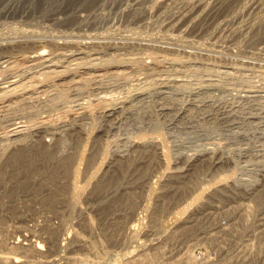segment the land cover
<instances>
[{"label":"rangeland","instance_id":"374dc122","mask_svg":"<svg viewBox=\"0 0 264 264\" xmlns=\"http://www.w3.org/2000/svg\"><path fill=\"white\" fill-rule=\"evenodd\" d=\"M11 1L0 0V264H264V173L237 151L247 147V159L264 160L248 147L264 142V126L247 133L209 118L205 127L218 130L174 134L164 123L153 131L147 124L99 117L103 104L156 84L133 80L151 69L176 75L188 88L226 87L224 102L252 111L257 104L238 102L236 90L264 87V10L244 7L249 0H203L211 5L181 33L167 23L182 0H164L163 12L148 0ZM38 48L47 53L37 56ZM93 83L104 88L92 91ZM49 102L53 107H45ZM83 113L88 121L75 122ZM6 116H22L25 130L9 132L2 123ZM64 120L76 123L75 129L39 134L31 128ZM14 137L20 139L9 142ZM185 140L200 146L177 147ZM205 145H211L208 154ZM36 148L50 158L30 164L40 171L28 179L29 166L12 157ZM57 157L69 160L65 177L53 170ZM46 176L53 179L49 184ZM61 185L66 191L58 199ZM61 232L64 239L54 245ZM57 252L62 260H54Z\"/></svg>","mask_w":264,"mask_h":264},{"label":"bare ground","instance_id":"6f19581e","mask_svg":"<svg viewBox=\"0 0 264 264\" xmlns=\"http://www.w3.org/2000/svg\"><path fill=\"white\" fill-rule=\"evenodd\" d=\"M2 1V0H1ZM6 1V0H5ZM14 1V0H13ZM11 1V2H13ZM16 1V0H15ZM20 1V0H19ZM29 1V0H28ZM56 1V0H55ZM63 1V0H62ZM169 1V0H168ZM174 1H178L179 0H174ZM174 1L173 4L175 3ZM209 1V0H207ZM214 3H216L218 1L217 4H219L221 1L223 0H212ZM227 1V0H226ZM235 1V0H234ZM58 2V1H57ZM182 3V5H177L174 4L177 8L178 6L180 7L177 11L176 9V13H174L170 20H168V27L172 26V29L176 28L178 31H182L181 33H183V31L185 30H188V26L190 25V22L192 21V23L194 22L193 21V18L196 16L197 19H198V15L201 14L202 11L204 10H207L206 7L207 6H210V5H207V3L203 0H182L180 1ZM211 2V0H210ZM8 3V1H7ZM56 3V2H55ZM143 3V2H142ZM148 3H149V6H153V8H155L156 10H159L160 12L162 10L160 9H163L164 11V8L167 7V3L166 1L164 0H148ZM181 3H178V4H181ZM170 4V3H168ZM225 4V3H224ZM243 4V3H242ZM144 5V4H143ZM207 5V6H206ZM213 5V4H212ZM215 5V4H214ZM246 5V4H245ZM144 6H147L144 5ZM169 6V5H168ZM172 6V5H171ZM56 7V6H55ZM60 7V6H58ZM141 7H142V4H141ZM175 7V8H176ZM244 7H251V8H254L256 10H258V12L262 9V11L264 10V0H249V3H248V6H244ZM148 9V7H146ZM145 8V9H146ZM151 8V7H150ZM149 8V9H150ZM152 8V9H153ZM174 7H172L173 9ZM174 8V10H175ZM210 8V7H209ZM61 9V8H60ZM146 9V10H147ZM154 9V10H155ZM171 9V10H172ZM240 9V8H238ZM80 10V9H79ZM141 10V8H140ZM139 10V11H140ZM151 10V9H150ZM149 10V12H151ZM168 10V9H167ZM245 10V8H244ZM75 11V9H74ZM77 11V10H76ZM162 11V12H163ZM170 11V10H169ZM144 12V11H143ZM207 12V11H206ZM205 12V13H206ZM224 12V11H223ZM228 12V11H226ZM255 12V11H254ZM257 12V11H256ZM255 12V13H256ZM261 12V11H260ZM147 13V12H146ZM204 13V12H203ZM214 13V12H213ZM264 13V12H263ZM53 14V13H51ZM143 14V13H142ZM150 14V13H149ZM154 14V13H153ZM169 14V13H168ZM259 14V13H258ZM67 15V14H66ZM81 15H82V12H81ZM139 15V14H138ZM141 15V14H140ZM164 15V14H163ZM221 15V14H220ZM260 15V14H259ZM257 15V16H259ZM151 16V15H149ZM207 16V14H206ZM264 16V15H262ZM80 17V16H79ZM159 17V16H158ZM195 17V18H196ZM200 17V15H199ZM202 17V16H201ZM213 17V16H212ZM160 18V17H159ZM210 18V17H208ZM57 19V18H56ZM59 19V18H58ZM151 19V18H150ZM256 19V18H255ZM62 20V18H61ZM162 20V19H161ZM195 20V19H194ZM199 20V19H198ZM207 20V19H206ZM223 20V18H222ZM221 20V21H222ZM245 20V19H244ZM259 20V19H258ZM165 21V20H164ZM167 21V20H166ZM202 21V20H201ZM212 21V20H211ZM224 21V20H223ZM222 21V23H223ZM238 21V20H237ZM252 21V20H251ZM153 22V21H152ZM156 22V21H155ZM161 23V22H160ZM206 23V22H205ZM219 23V22H218ZM216 22V24H218ZM254 23V22H253ZM258 23V22H257ZM157 24V23H156ZM155 24V25H156ZM163 24V22H162ZM165 24V25H167ZM194 24V23H193ZM201 24V23H200ZM220 24V23H219ZM218 24V25H219ZM236 24V23H235ZM241 24V23H240ZM247 24V23H246ZM239 25V23H238ZM258 25V24H257ZM262 25V24H261ZM252 26V25H250ZM199 27V26H198ZM260 27V26H259ZM127 28V27H126ZM157 28V27H156ZM200 28V27H199ZM215 28V26H214ZM241 27H239L240 29ZM255 28V27H254ZM201 29V28H200ZM251 29V28H250ZM129 30V29H128ZM128 30L126 32H128ZM175 30V31H177ZM193 30V29H192ZM197 30V29H196ZM229 30V29H228ZM237 30V29H236ZM235 30V32H236ZM136 31V30H135ZM154 31V30H153ZM177 31V32H178ZM195 31V30H194ZM193 31V32H194ZM198 31V30H197ZM196 31V32H197ZM125 32V33H126ZM217 32V30H216ZM245 32V31H243ZM249 31H247L248 33ZM31 33V32H30ZM156 33H158L156 31ZM168 33V31H167ZM208 33V32H207ZM211 33V32H210ZM237 33V32H236ZM251 33V32H250ZM123 34V33H122ZM128 34V33H127ZM131 34V33H130ZM164 34V33H163ZM178 34V33H177ZM235 34V33H234ZM124 35V34H123ZM126 35V34H125ZM137 35V34H136ZM157 35V34H156ZM161 35V34H160ZM174 35V34H173ZM172 35V36H173ZM180 35V34H179ZM227 35V34H226ZM264 35V34H263ZM33 36V35H32ZM79 36V35H78ZM122 36V35H121ZM170 36V35H169ZM178 36V35H177ZM186 36V35H185ZM210 36V35H209ZM140 37V36H138ZM148 37V36H147ZM171 37V36H170ZM180 37V36H179ZM211 37V36H210ZM256 37V36H255ZM73 38V37H72ZM172 38V37H171ZM170 38V39H171ZM175 38V36L173 37ZM191 38V37H190ZM189 38V39H190ZM224 38V37H223ZM68 39V38H67ZM70 39V38H69ZM120 39V38H119ZM130 39V38H129ZM139 39V38H137ZM166 39V38H165ZM164 39V40H165ZM179 39V38H178ZM208 39V38H207ZM240 39V38H239ZM246 39V37H245ZM253 39V38H252ZM258 39V38H257ZM76 40V39H75ZM173 40H176V39H173ZM172 40V42H173ZM183 40V39H182ZM219 40V39H218ZM228 40V39H227ZM243 40V39H242ZM250 40V39H249ZM132 41V40H131ZM130 41V42H131ZM134 41V40H133ZM136 41V40H135ZM169 41V40H168ZM178 40H176L177 42ZM181 41V39H180ZM247 41V40H246ZM74 42V41H73ZM125 42V41H124ZM129 42V43H130ZM166 42V40H165ZM179 42V41H178ZM77 43V42H76ZM6 44V43H5ZM175 44V43H174ZM194 44V43H193ZM220 44V43H219ZM218 44V45H219ZM249 44V43H248ZM53 45V44H52ZM124 45V44H123ZM183 45V44H182ZM211 45V43H210ZM178 46V45H177ZM195 46V45H194ZM180 47V46H179ZM111 48V47H110ZM183 48V47H182ZM198 49V48H197ZM202 49V48H201ZM207 49V48H206ZM209 49V48H208ZM219 49V48H218ZM12 50V49H11ZM70 50V49H69ZM184 50V49H183ZM218 51V50H217ZM47 53L45 51L44 48H38L37 50V56H41L42 55L44 56V54ZM73 53V52H72ZM32 55V54H31ZM50 56V55H49ZM28 57V56H27ZM36 62V61H35ZM122 62V61H121ZM122 65V64H121ZM146 65V64H145ZM123 67V66H122ZM51 68V67H50ZM48 69V68H47ZM106 70V68H105ZM165 70H167V68H165ZM173 70V69H172ZM136 74V73H135ZM176 74V73H175ZM181 74V73H180ZM183 74V73H182ZM112 75V74H111ZM60 76V75H59ZM179 77H176V75L174 76V74H171L169 72H166V71H161V70H154V69H151V70H146L142 73H139L137 76H135L133 78V80L138 81H146V80H156V84L154 85H150L149 87H146V88H140V89H136L134 91H132L128 96H125L123 98H120L118 99L114 104H103V106L100 108V111H99V117L103 119V121H107L113 117H118L120 120H123V121H130L132 123H134L135 125H138V124H147L149 127H151L154 131L155 128H158L160 123H164V124H167L168 127H172L171 128V132L172 133H194V134H200V133H206V131H208V129L213 132V131H216L218 130V126L215 125V124H212L210 126L207 125V127H205V123L204 121H208L209 118L213 119V120H217L219 119L222 123H224V125L228 128V130H232V129H241L243 132H247L252 130V129H257V127L259 128L262 127L264 125H262L264 123V104H260L259 103V100H262L264 102V87L263 86H247V85H243L242 87H240L239 89L236 90V97L238 100V102H241V101H244V103H248L249 102H252L254 101V103H256L257 107L259 106L260 110L257 111V107L256 108H253L252 111H251V106L249 107L248 106V109H244V108H241L243 106H235L233 104L235 103H229V102H224L222 99V95L224 93H226V91L228 90V88L226 89V87H216L215 85H211V84H207L206 86H199V87H192V88H188L186 87L184 84L180 83L179 82ZM60 79V78H59ZM65 79V78H64ZM95 79V78H94ZM109 79H110V76H109ZM121 79V78H120ZM187 79V78H186ZM230 79V78H229ZM109 81V80H108ZM220 81V80H219ZM236 81V80H235ZM13 82V81H12ZM15 82V81H14ZM57 82V81H56ZM225 82V81H224ZM246 82V81H245ZM97 83V82H96ZM118 83V81H117ZM15 84V83H14ZM137 84V83H136ZM139 84V83H138ZM137 84V85H138ZM142 84V83H141ZM146 84V83H145ZM191 84V83H190ZM189 84V85H190ZM107 85V84H106ZM118 85V84H116ZM147 85V84H146ZM8 86V85H7ZM129 86V85H128ZM193 86V85H192ZM6 87V86H4ZM2 87V88H4ZM104 88V86L100 83V84H95L93 83L92 85H90V89L95 90H99L100 88ZM142 87V86H141ZM191 87V86H190ZM1 88V87H0ZM85 88V86H84ZM81 89V88H80ZM117 89V88H116ZM24 90V88H23ZM106 90V89H105ZM132 90V89H131ZM213 90L216 91H219L220 94H219V97L217 96L216 98H214L213 100H210V99H207V95L209 93H211ZM234 90V89H233ZM34 91V90H33ZM32 91V92H33ZM116 91V90H115ZM24 92V91H23ZM35 92V91H34ZM98 92V91H97ZM100 92V91H99ZM105 92V91H104ZM103 92V93H104ZM112 92V91H111ZM218 92V93H219ZM228 92V91H227ZM22 93V92H21ZM36 93V92H35ZM77 93H73L71 94L72 96H77ZM102 93V94H103ZM107 93V92H105ZM109 93V92H108ZM26 94V93H25ZM229 94V93H228ZM13 95V94H12ZM93 95V94H92ZM95 95V94H94ZM100 95V94H99ZM98 95V97H99ZM233 95V94H232ZM70 96V95H69ZM96 96V95H95ZM124 96V95H123ZM229 96V95H227ZM226 96V97H227ZM91 97V96H90ZM103 97V96H101ZM107 97V96H105ZM189 97V99H184ZM232 97V96H231ZM230 97V98H231ZM50 98V97H49ZM74 98V97H73ZM76 98V97H75ZM113 98V97H112ZM212 98V97H211ZM228 98V97H227ZM229 98V99H230ZM235 98V99H236ZM4 99V98H3ZM64 99V98H63ZM104 97L102 98V101H103ZM42 100V99H41ZM80 100V99H79ZM98 100V99H97ZM232 100V99H231ZM106 101V99H105ZM109 101V100H107ZM186 101V102H184ZM236 101V100H235ZM234 101V102H235ZM2 102V101H1ZM58 102V101H57ZM72 102V101H71ZM243 103V102H242ZM4 104V103H3ZM79 104V103H78ZM239 104V103H238ZM247 104V105H248ZM102 105V104H101ZM255 105V104H254ZM7 106V104H6ZM85 106V105H84ZM96 106V105H95ZM253 106V105H252ZM45 107H53V104L52 102H49V103H46L45 104ZM87 107V106H86ZM85 107V108H86ZM5 108V107H4ZM85 108H82V111L84 109L85 111ZM250 108V110H249ZM8 110V109H7ZM44 110V109H43ZM55 112V109L53 110ZM58 111V110H57ZM80 111V110H79ZM88 111V110H87ZM98 111V110H97ZM75 112V111H74ZM73 112V113H74ZM82 113V112H81ZM96 113V112H95ZM76 114V113H75ZM88 114V113H87ZM263 114V115H261ZM41 115V114H40ZM97 116V115H96ZM37 118V117H36ZM72 118V117H71ZM90 116L89 115H85L83 113L82 117L77 119V120H74L75 122H82L84 120L88 121L87 119H89ZM99 118V120H100ZM204 118V119H203ZM215 118V119H214ZM4 121H2V123H4L5 125V128H8V131H16L18 132L17 130H21V129H24L25 130V121L26 120H22V116H6V118H3ZM40 120V118H39ZM248 120H254V121H257V124L258 125H252L251 124V121H248ZM101 121V120H100ZM116 121V120H115ZM118 122V121H116ZM212 122V121H211ZM32 123V122H31ZM104 123V122H103ZM120 123V122H119ZM123 123V122H122ZM76 123H73V122H68L67 120H64V121H61L60 123H58L57 125L53 126V127H49V126H44L42 123L40 124H37V125H34L32 126V130L34 131H44V130H55V131H63V130H67V129H71L72 126H75ZM81 125V124H80ZM114 125V123H113ZM256 126V127H255ZM113 127V126H111ZM169 127V128H170ZM29 128V127H28ZM77 128V126H76ZM168 128V129H169ZM72 129H75V128H72ZM140 129V128H139ZM143 129V128H142ZM28 130V129H27ZM30 130V128H29ZM48 130V131H49ZM95 130V129H94ZM99 130V129H98ZM150 130V129H149ZM158 130V129H157ZM7 131V132H8ZM9 131V132H10ZM71 131V130H70ZM74 131V130H73ZM93 131V130H91ZM143 131V130H142ZM159 131V130H158ZM66 132V131H65ZM144 132V131H143ZM20 133V132H19ZM18 133V134H19ZM39 133V132H38ZM51 133V132H50ZM76 133V132H75ZM228 133V131H227ZM28 134V133H27ZM29 134H30V131H29ZM33 134V133H32ZM40 134V133H39ZM53 134V133H52ZM79 134V133H78ZM83 134V133H82ZM90 134V133H89ZM100 134V133H99ZM226 134V133H225ZM238 134V133H237ZM241 134V133H240ZM245 134V133H243ZM14 135V134H13ZM170 135V134H169ZM188 135V134H187ZM263 135V134H262ZM9 136V135H8ZM47 136V135H46ZM52 136V135H51ZM103 136V135H102ZM207 136V135H206ZM81 137V136H80ZM181 137V136H180ZM197 137V136H196ZM48 138V137H47ZM188 138V136H187ZM18 139H20L19 137H14L12 139H9L11 141L9 142H15L17 141ZM214 139V138H212ZM6 140V139H5ZM152 140V139H151ZM208 140V139H207ZM206 140V141H207ZM217 140V139H216ZM220 140V139H219ZM77 141V140H75ZM140 141V140H139ZM202 141V140H201ZM213 141V140H212ZM177 142V141H176ZM211 142V140H210ZM216 142V141H215ZM214 142V143H215ZM231 142V141H230ZM87 143V142H86ZM134 143V141H133ZM132 143V144H133ZM219 143V142H218ZM253 143V142H252ZM59 144V143H58ZM131 144V146H132ZM147 144V143H146ZM153 144V143H152ZM207 144H211V143H207ZM221 144V143H220ZM226 144V143H225ZM177 147H180V148H185V149H189V148H192V151L193 149L195 148H198L200 145L198 144V140L197 142L194 140V141H181L180 143L178 142V144H176ZM214 145V144H213ZM216 145V144H215ZM218 145V144H217ZM216 145V146H217ZM224 145V144H223ZM241 145V144H240ZM86 146V145H85ZM84 146V147H85ZM209 146V145H208ZM211 146V145H210ZM207 147L206 145L204 146L203 148V152L205 154H208L211 152V147ZM232 146V145H231ZM37 147V146H36ZM223 146H221L222 148ZM248 147L252 148V147H255L256 148V151L257 152H261L262 154H264V142L263 143H260L258 145H252L251 146L249 145ZM39 148V146L37 147ZM36 148V149H37ZM60 148V147H59ZM216 148V147H215ZM220 148V150H221ZM58 149V148H57ZM123 149V148H122ZM228 149V145L227 146H224L222 148V150H227ZM45 150V149H44ZM43 149H37L35 150V152H26L23 154V156H21L20 154L18 155V153H16L15 155V158L12 157V159H16L17 161H21L23 162V165L24 167H28L30 164L32 163H36L37 160H43V159H49L50 158V153H48L46 150V152L44 151ZM61 150V149H60ZM75 150V149H74ZM82 151V150H81ZM84 151V150H83ZM82 151V153H83ZM214 151V150H213ZM237 151L239 152V156L238 158L241 159L243 162H247L249 163V165H256L258 167V171L264 173V160H261V162H257L256 160H250V159H247V152H249L248 148L247 147H243V148H237ZM51 152V151H50ZM58 152V151H57ZM202 152V151H199V153ZM22 154V152H21ZM124 154V153H123ZM198 154V153H197ZM82 155V154H81ZM80 153H79V158H80ZM199 155V154H198ZM204 155V154H203ZM202 155V156H203ZM21 156V158L19 157ZM74 156V155H73ZM76 156V155H75ZM120 156V154L118 155ZM53 157V156H52ZM77 157V156H76ZM204 157V156H203ZM19 158V159H18ZM58 158V157H57ZM55 160V163H54V166H55V169L53 167V170L55 171V174L57 173V177L59 175L61 176H64L65 173H66V170L68 169L67 167L68 166V159H66V157H63V159H57ZM61 158V157H60ZM65 158V159H64ZM73 158V157H72ZM197 158V157H196ZM237 158V159H238ZM71 159V158H70ZM238 159V160H239ZM13 160V161H14ZM79 160V159H78ZM82 160V159H81ZM11 160V162H13ZM38 162V161H37ZM17 163V162H16ZM39 163V162H38ZM81 163V162H80ZM15 165V163H14ZM38 165V164H37ZM21 166V165H20ZM77 167L76 166V170H77ZM29 171H28V176L27 178L29 179H32L34 176H38L39 174V171L37 169V167H34L33 169L29 166ZM40 168V167H39ZM69 170V169H68ZM26 171V170H25ZM71 171V170H70ZM75 171V170H74ZM25 173V172H24ZM49 173H52V172H49ZM76 173V172H74ZM73 173V174H74ZM27 174V171L26 173ZM44 174V173H43ZM41 175H42V172H41ZM49 175V174H47ZM51 175V174H50ZM52 176V175H51ZM50 176V177H51ZM50 177L46 176L45 178V184L46 182H48L47 184H49L50 182H52L53 179H51ZM65 177V176H64ZM79 177V176H78ZM26 177L24 178L25 180L27 179ZM43 180V179H42ZM34 181V180H33ZM32 180H30V182H33ZM55 181V180H54ZM75 181V180H74ZM29 182V181H28ZM39 182V181H38ZM70 182V181H69ZM42 183V182H41ZM40 184V183H39ZM43 184V183H42ZM69 184V183H68ZM76 184V183H75ZM73 186V185H72ZM100 187V186H99ZM29 188V187H28ZM35 188V187H34ZM38 188V187H37ZM55 188V187H54ZM65 186L61 185L59 187L56 188V194L58 196V199H59V196L64 194L65 193ZM76 188V189H75ZM97 188V186H96ZM33 189V188H32ZM75 190H77V186L74 187ZM99 189V188H98ZM98 189H96L97 191H99ZM34 192H35V189H33ZM73 190V189H72ZM81 191V190H80ZM69 192V191H68ZM76 194H77V191H75ZM54 194V193H53ZM75 194V193H74ZM79 194V193H78ZM71 196V195H70ZM54 197V196H53ZM56 197V196H55ZM75 197V196H74ZM80 197V196H79ZM72 199V197H71ZM80 199V198H79ZM70 200V199H68ZM76 200V198H75ZM74 201V200H73ZM77 201V200H76ZM80 201V200H79ZM71 202V201H70ZM72 205V204H70ZM73 205H75L73 203ZM2 207V206H1ZM13 212H15L13 210ZM58 213V212H57ZM74 213V212H73ZM70 218V217H69ZM87 218H88V215H87ZM50 220V219H49ZM66 221V220H65ZM89 222V221H88ZM1 223V222H0ZM35 224V223H34ZM66 224V223H65ZM91 225V224H90ZM20 226V225H19ZM15 227V226H14ZM21 227V226H20ZM27 227V226H25ZM55 228V227H54ZM57 228V227H56ZM70 229V228H69ZM74 229V228H73ZM62 233V232H61ZM60 235H56V237L54 238L55 241L54 242V245H58L57 241H59L60 239H62V235L63 233ZM74 233V232H73ZM72 233V234H73ZM78 233V232H77ZM75 234V233H74ZM80 234V233H79ZM78 234V236H79ZM82 236V235H81ZM16 237H18V235H16ZM15 237V238H16ZM83 238V236H82ZM87 238V237H86ZM19 239V238H18ZM64 239V238H63ZM62 239V240H63ZM37 240V238H36ZM7 241V240H6ZM5 242V241H4ZM84 243V242H83ZM7 244V242L5 243ZM31 244V243H30ZM36 244V243H35ZM34 245V244H33ZM63 245V244H62ZM18 246V245H16ZM32 246V244H31ZM40 246L42 247V245H39V243L36 244V246L34 245V247H36L37 249L40 250ZM96 246V245H95ZM26 247V246H25ZM33 247V246H32ZM31 247V248H32ZM20 248V247H19ZM44 248V247H43ZM64 248V247H63ZM45 250V249H44ZM62 250V249H61ZM21 251V250H20ZM60 251V250H59ZM43 252V251H41ZM49 252V251H48ZM50 254V253H49ZM65 255V254H64ZM88 255V254H87ZM26 256V255H25ZM39 256V255H38ZM44 256V255H43ZM55 256H57V258H55L54 260L55 261H59L60 259L62 260V258L59 256L58 252L55 254ZM66 256V255H65ZM75 256V255H74ZM78 256V255H77ZM86 256V255H85ZM95 256V255H94ZM27 257V256H26ZM73 257V256H72ZM101 257V256H100ZM99 257V259H100ZM166 257V256H165ZM25 258V257H24ZM65 258V257H64ZM78 258V257H77ZM92 258V257H90ZM182 258V257H181ZM15 259V258H14ZM98 259V260H99ZM96 260V259H95ZM181 260V259H180ZM30 261V260H28ZM49 261V260H48ZM103 261V260H102ZM115 261V260H114ZM198 261V260H197ZM12 262V261H11ZM100 262V261H99ZM6 263V262H5ZM26 263V262H25ZM62 263V261H61ZM68 263V262H67ZM93 263V262H91ZM96 263V262H95ZM28 264V263H27ZM98 264V263H96ZM101 264V262H100ZM113 264H117L116 262L113 263ZM180 264V263H179Z\"/></svg>","mask_w":264,"mask_h":264}]
</instances>
